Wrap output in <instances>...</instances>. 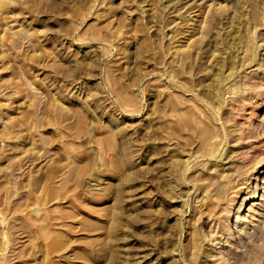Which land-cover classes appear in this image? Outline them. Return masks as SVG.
<instances>
[{
    "label": "rangeland",
    "instance_id": "rangeland-1",
    "mask_svg": "<svg viewBox=\"0 0 264 264\" xmlns=\"http://www.w3.org/2000/svg\"><path fill=\"white\" fill-rule=\"evenodd\" d=\"M0 264H264V0H0Z\"/></svg>",
    "mask_w": 264,
    "mask_h": 264
}]
</instances>
